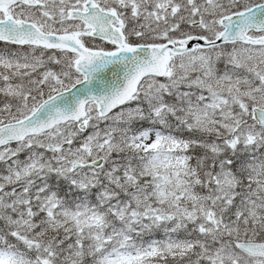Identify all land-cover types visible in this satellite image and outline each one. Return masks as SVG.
<instances>
[{"label":"snow or ice","instance_id":"6c2138e0","mask_svg":"<svg viewBox=\"0 0 264 264\" xmlns=\"http://www.w3.org/2000/svg\"><path fill=\"white\" fill-rule=\"evenodd\" d=\"M0 264H264V0H0Z\"/></svg>","mask_w":264,"mask_h":264},{"label":"water","instance_id":"95a60500","mask_svg":"<svg viewBox=\"0 0 264 264\" xmlns=\"http://www.w3.org/2000/svg\"><path fill=\"white\" fill-rule=\"evenodd\" d=\"M110 75V74H109Z\"/></svg>","mask_w":264,"mask_h":264}]
</instances>
